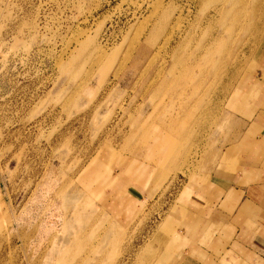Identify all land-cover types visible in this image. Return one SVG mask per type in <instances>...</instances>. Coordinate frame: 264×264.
Wrapping results in <instances>:
<instances>
[{
	"label": "rangeland",
	"instance_id": "1",
	"mask_svg": "<svg viewBox=\"0 0 264 264\" xmlns=\"http://www.w3.org/2000/svg\"><path fill=\"white\" fill-rule=\"evenodd\" d=\"M261 62L264 0H0V264H168Z\"/></svg>",
	"mask_w": 264,
	"mask_h": 264
},
{
	"label": "crops",
	"instance_id": "2",
	"mask_svg": "<svg viewBox=\"0 0 264 264\" xmlns=\"http://www.w3.org/2000/svg\"><path fill=\"white\" fill-rule=\"evenodd\" d=\"M249 77L243 89L252 95L235 115L239 138L208 177L183 186L163 220L168 264H264V63ZM132 163L98 180L111 183L102 190L115 200L130 196Z\"/></svg>",
	"mask_w": 264,
	"mask_h": 264
},
{
	"label": "bare ground",
	"instance_id": "3",
	"mask_svg": "<svg viewBox=\"0 0 264 264\" xmlns=\"http://www.w3.org/2000/svg\"><path fill=\"white\" fill-rule=\"evenodd\" d=\"M163 1V0H162ZM245 3V2H244ZM160 6V5H159ZM163 6V5H162ZM155 10V9H154ZM219 10V9H218ZM220 11V10H219ZM220 13H221V11H220ZM166 41V40H165ZM165 45V44H164Z\"/></svg>",
	"mask_w": 264,
	"mask_h": 264
}]
</instances>
